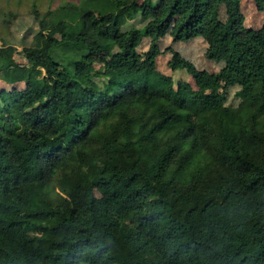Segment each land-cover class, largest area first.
I'll return each instance as SVG.
<instances>
[{
  "label": "trees",
  "instance_id": "trees-1",
  "mask_svg": "<svg viewBox=\"0 0 264 264\" xmlns=\"http://www.w3.org/2000/svg\"><path fill=\"white\" fill-rule=\"evenodd\" d=\"M33 15L27 64L0 47V264H264V24L246 28L240 0ZM167 35L221 69L169 49L165 73Z\"/></svg>",
  "mask_w": 264,
  "mask_h": 264
},
{
  "label": "rangeland",
  "instance_id": "rangeland-1",
  "mask_svg": "<svg viewBox=\"0 0 264 264\" xmlns=\"http://www.w3.org/2000/svg\"><path fill=\"white\" fill-rule=\"evenodd\" d=\"M80 1L81 0H0V47L2 46V43L7 40L11 43L10 45L16 49V61L19 64H27V61L22 55L23 46L20 42L26 35H29V29L32 26H35L33 15L34 8L44 15L45 12L54 10L64 3L71 2L78 4ZM169 1L170 0H164V5ZM240 1L245 19V27L254 29L260 28L264 24V14L258 12L253 0ZM220 17L222 20H225L226 14L224 9H222ZM34 34L35 32L32 35H29L28 42H32ZM60 37V31L58 29L54 30L50 32L48 37L43 41V44L46 47H51L54 39H59ZM149 44V40L144 41L143 45L139 48L140 54H144L148 51ZM161 47L162 52L164 53L159 57V67L167 74L170 73L167 67L171 58V52L169 49L178 52L183 58L192 62L198 69L217 72L222 67V64H215L214 62H209L205 59L207 45L200 38L174 44L172 38L167 35L166 38L163 39ZM92 59L94 67L100 68L106 64L108 56L103 50H98L93 53ZM140 62H142V60H140ZM3 86L5 85H3L0 80V88ZM234 92L235 90L230 94L228 105L237 107L239 100L234 97Z\"/></svg>",
  "mask_w": 264,
  "mask_h": 264
}]
</instances>
